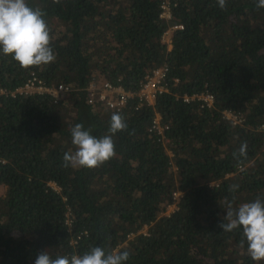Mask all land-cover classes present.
Returning a JSON list of instances; mask_svg holds the SVG:
<instances>
[{
	"label": "trees",
	"instance_id": "trees-1",
	"mask_svg": "<svg viewBox=\"0 0 264 264\" xmlns=\"http://www.w3.org/2000/svg\"><path fill=\"white\" fill-rule=\"evenodd\" d=\"M171 1L166 21L164 0H27L45 13L56 58L25 70L0 53V264L95 246L128 251L126 264H256L242 228L218 225L226 202L264 200V8L256 0H226L225 9L217 0ZM172 26L183 28L172 31L169 49L162 40ZM162 66L169 91L154 106L137 96L119 112L87 104L92 81L136 95ZM32 76L71 92L57 104L47 94L12 97ZM206 91L211 109L183 100ZM114 112L128 124L113 135L115 157L64 168V153L75 150L71 128L83 124L100 138ZM157 115L169 144L150 131ZM244 142L238 163L233 153ZM177 191L178 210L164 216Z\"/></svg>",
	"mask_w": 264,
	"mask_h": 264
},
{
	"label": "clouds",
	"instance_id": "clouds-1",
	"mask_svg": "<svg viewBox=\"0 0 264 264\" xmlns=\"http://www.w3.org/2000/svg\"><path fill=\"white\" fill-rule=\"evenodd\" d=\"M59 3V0H53ZM221 9L226 8V0H217ZM257 8H264V0H256ZM45 13L40 8H32L27 0H0V53L11 56L19 67L27 70L32 67L47 65L55 60L51 47V34ZM128 124L119 113H113L109 121L107 135L97 138L77 123L71 128V143L74 151L63 155L64 168L94 169L115 157L113 135L127 130ZM238 163L247 156V142L241 144L237 153H233ZM239 186L232 185L230 191ZM224 232L242 228L241 244L247 242V254L258 264L264 261V200L234 207L231 202L225 204V215L218 225ZM130 253L114 251L106 253L99 246L92 247L83 255H57L53 258L48 251L41 252L35 264H126Z\"/></svg>",
	"mask_w": 264,
	"mask_h": 264
},
{
	"label": "built area",
	"instance_id": "built-area-1",
	"mask_svg": "<svg viewBox=\"0 0 264 264\" xmlns=\"http://www.w3.org/2000/svg\"><path fill=\"white\" fill-rule=\"evenodd\" d=\"M172 1L164 0L162 3L161 9V18L170 21L172 19ZM182 26H172L170 29L165 32L163 36V43L168 45V48H171V38L172 31L176 29H182ZM168 67L162 66L152 74L147 75L139 93L132 94L126 91L121 86H116L110 82H98L96 80L92 81L90 86L86 89L87 92V104L88 105H101L108 110L111 111H121L127 104L128 100L137 96L139 98V102L141 106L143 104H147L150 106H154L156 103V99L160 94L167 93L169 91L168 82ZM71 92V88L65 85H58L49 87L45 84L44 81L39 79L36 76H32L22 87L18 88L12 93V97L16 95H25V96H33V95H50L53 98V102L55 104L59 103L63 100L66 95ZM5 94V91L1 90L0 95ZM184 102L190 103L193 101H198L202 103V107L211 109L215 104V97L210 92L206 91L202 94L198 95H185L183 97ZM140 107V106H139ZM227 119L234 121L235 123H240L241 121L237 119L233 113H226ZM168 127L162 126L160 123V116L157 115L152 123V127L150 129L151 132H156L164 141L165 144H169V140L164 135L168 130ZM171 157L172 153L169 151ZM54 189L57 190L55 184L51 185ZM183 194L179 191L175 192L173 195V203L168 205L166 211L164 212V216H169L178 210V204L182 199ZM66 224L69 226V231H71L72 221L67 220ZM147 228L144 229L145 232Z\"/></svg>",
	"mask_w": 264,
	"mask_h": 264
}]
</instances>
